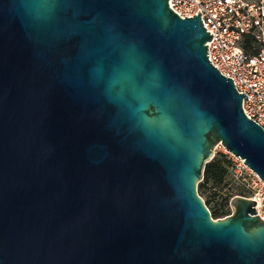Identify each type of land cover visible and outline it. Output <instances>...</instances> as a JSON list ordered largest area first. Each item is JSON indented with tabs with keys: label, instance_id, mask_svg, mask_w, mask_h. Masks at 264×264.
Returning a JSON list of instances; mask_svg holds the SVG:
<instances>
[{
	"label": "water",
	"instance_id": "obj_1",
	"mask_svg": "<svg viewBox=\"0 0 264 264\" xmlns=\"http://www.w3.org/2000/svg\"><path fill=\"white\" fill-rule=\"evenodd\" d=\"M168 0H0V264H264V221L197 185L264 130Z\"/></svg>",
	"mask_w": 264,
	"mask_h": 264
},
{
	"label": "built area",
	"instance_id": "obj_2",
	"mask_svg": "<svg viewBox=\"0 0 264 264\" xmlns=\"http://www.w3.org/2000/svg\"><path fill=\"white\" fill-rule=\"evenodd\" d=\"M168 7L181 19L200 13L201 24L211 36L205 44L208 62L231 80L238 94L246 96L241 104L243 114L264 130V0H168ZM246 40L252 41L256 54L244 51ZM231 157L234 179L249 192L245 198L256 203L254 216L264 221V182L243 160Z\"/></svg>",
	"mask_w": 264,
	"mask_h": 264
},
{
	"label": "rangeland",
	"instance_id": "obj_3",
	"mask_svg": "<svg viewBox=\"0 0 264 264\" xmlns=\"http://www.w3.org/2000/svg\"><path fill=\"white\" fill-rule=\"evenodd\" d=\"M242 1L256 3L259 0H242ZM212 158L218 160L220 163H222L223 166H225L226 168L225 181L222 186L215 188H213V186L209 184L207 190L204 193H202L200 197L204 202L205 201L209 202L210 208L216 206L218 207L220 204L224 202L226 197L229 198L228 206L231 214L232 209L230 208L229 205L230 200L235 196L247 197L249 195V192L241 186L240 181L234 179L230 170V166L232 165L233 160L231 155H229V153H227L222 147H218L214 151Z\"/></svg>",
	"mask_w": 264,
	"mask_h": 264
},
{
	"label": "trees",
	"instance_id": "obj_4",
	"mask_svg": "<svg viewBox=\"0 0 264 264\" xmlns=\"http://www.w3.org/2000/svg\"><path fill=\"white\" fill-rule=\"evenodd\" d=\"M243 49L245 52L254 55L257 53V48L253 47V43L251 40H246L243 45ZM226 177V168L222 165L218 160H215L214 158L208 162L204 166L203 174H202V180L197 185V192L198 195L201 196L202 193H204L208 185L211 184L213 188L220 187L223 185ZM228 199L225 198L224 202L220 204L218 207L210 208V204L208 201H203L206 208L209 210L210 216L213 220L221 219L224 216H227L230 214V209L228 206Z\"/></svg>",
	"mask_w": 264,
	"mask_h": 264
},
{
	"label": "bare ground",
	"instance_id": "obj_5",
	"mask_svg": "<svg viewBox=\"0 0 264 264\" xmlns=\"http://www.w3.org/2000/svg\"><path fill=\"white\" fill-rule=\"evenodd\" d=\"M222 147V146H221ZM223 148V147H222ZM224 149V148H223ZM225 150V149H224ZM226 151V150H225ZM227 152V151H226ZM228 153V152H227ZM230 154V153H229Z\"/></svg>",
	"mask_w": 264,
	"mask_h": 264
}]
</instances>
